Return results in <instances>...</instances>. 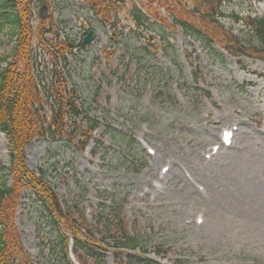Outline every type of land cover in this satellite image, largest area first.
Segmentation results:
<instances>
[{"label":"rangeland","instance_id":"obj_1","mask_svg":"<svg viewBox=\"0 0 264 264\" xmlns=\"http://www.w3.org/2000/svg\"><path fill=\"white\" fill-rule=\"evenodd\" d=\"M133 4L143 6L149 27L136 30ZM49 16L59 37L75 44L86 30L96 32L94 44L64 67L85 112L64 117V135L32 141L25 163L44 173L63 204L84 212L81 227L92 232L91 241L104 243L97 251L103 264L120 263L95 218L116 201L126 232L140 238L135 252L118 257L136 256L143 264H264V50L247 26L264 19V0H120L110 59L102 49L111 32L83 3L53 0ZM174 18L194 25L213 49L185 36ZM13 32L0 27V70ZM35 51L42 64L51 58ZM91 119L98 127L84 150ZM224 130H236L233 144L215 151ZM8 153L0 133V185L13 189L1 213L10 259L62 264L39 201L28 191L15 195Z\"/></svg>","mask_w":264,"mask_h":264},{"label":"trees","instance_id":"obj_2","mask_svg":"<svg viewBox=\"0 0 264 264\" xmlns=\"http://www.w3.org/2000/svg\"><path fill=\"white\" fill-rule=\"evenodd\" d=\"M46 3L47 0H40ZM87 8L99 17L101 25L109 24L111 15L117 13L120 0H79ZM229 1V0H221ZM34 0H0V27H9L13 32L14 46L9 57L1 58L4 68L0 70V133L5 136L9 145V171L13 175L15 195L21 194L23 190H28L32 196L39 201L41 209L45 213V219L50 221L52 231H55L57 244L52 248L54 253L59 255L62 264H72L67 255L68 238H73L72 252L76 256L78 264H88L95 262L103 264L101 255L97 251L104 250L101 243L91 241L92 233L88 228H82L83 223L80 211H73L67 204H64V213L56 195L46 184L44 175L36 176L24 164V151L33 138H52L53 136L64 135L62 120L64 110V96L61 94V84L58 80L51 85V91L56 93L57 102L54 100L55 109L46 116L42 108L43 98L40 96L38 87L33 77L34 66V42H45L42 27L45 22H40L37 29H34L33 18ZM136 30L149 27V18L143 6L133 4L130 8ZM215 14V13H214ZM213 14V15H214ZM211 16V15H210ZM214 18V17H213ZM175 23L180 27L182 33L194 40L209 44V39L191 23L175 19ZM255 23H257L255 25ZM256 35L264 50V19L261 22H251L247 24ZM163 43H166L163 39ZM43 46V45H42ZM71 44L63 45L54 43L53 49L71 51ZM232 55V54H231ZM46 93V90H44ZM54 99V97H53ZM67 107L76 115L77 112L73 102L68 101ZM58 124H60L58 126ZM90 125L88 134L92 131ZM89 137V135L86 136ZM73 135L68 140H72ZM83 142L82 146L85 145ZM13 189L0 185V264H33L26 257H19L18 261L9 256L7 241V223L5 217L1 216L4 202L13 196ZM20 196V195H19ZM77 209V206H74ZM123 207L114 202L111 208L102 206L101 213L96 217L98 227L101 226L104 239L111 242L113 252L122 250L132 251L138 249L140 238L136 235H128L123 224ZM78 214V218L74 216ZM70 217L73 219L70 221ZM81 219V222H80ZM66 226V228H65ZM142 250V249H141ZM113 259L120 264H143L136 256L126 255L116 256ZM126 258V259H125ZM129 258V259H128ZM132 258V259H131Z\"/></svg>","mask_w":264,"mask_h":264},{"label":"water","instance_id":"obj_3","mask_svg":"<svg viewBox=\"0 0 264 264\" xmlns=\"http://www.w3.org/2000/svg\"><path fill=\"white\" fill-rule=\"evenodd\" d=\"M45 16H46V10H45V8H42L41 11H40V17H41L42 19H44ZM90 41H91V33H89V34L87 35V37L85 38L84 42H85V43H89Z\"/></svg>","mask_w":264,"mask_h":264}]
</instances>
